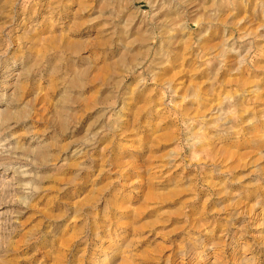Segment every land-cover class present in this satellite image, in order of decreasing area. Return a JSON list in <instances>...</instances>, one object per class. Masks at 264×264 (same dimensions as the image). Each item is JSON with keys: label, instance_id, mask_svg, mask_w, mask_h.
<instances>
[{"label": "rangeland", "instance_id": "rangeland-1", "mask_svg": "<svg viewBox=\"0 0 264 264\" xmlns=\"http://www.w3.org/2000/svg\"><path fill=\"white\" fill-rule=\"evenodd\" d=\"M0 264H264V0H0Z\"/></svg>", "mask_w": 264, "mask_h": 264}]
</instances>
